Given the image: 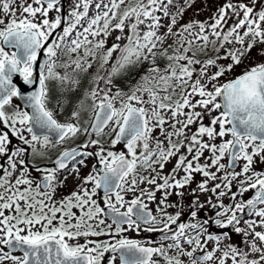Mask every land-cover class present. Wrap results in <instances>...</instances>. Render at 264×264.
<instances>
[{
  "label": "snow or ice",
  "instance_id": "snow-or-ice-1",
  "mask_svg": "<svg viewBox=\"0 0 264 264\" xmlns=\"http://www.w3.org/2000/svg\"><path fill=\"white\" fill-rule=\"evenodd\" d=\"M192 3L71 0L65 15L63 0H0V264H104L106 254L107 264H264V172L254 168L264 163V62L233 75L253 51L264 60V0H226L211 23L180 24ZM145 65L127 91L114 83ZM53 91H82L71 122L48 108ZM106 128L126 153L105 148ZM78 135L83 144L54 167L36 166ZM12 137L27 148H13ZM89 158L102 167L86 176L70 167ZM62 171L79 183L57 199ZM128 231L160 235L147 246L116 239Z\"/></svg>",
  "mask_w": 264,
  "mask_h": 264
},
{
  "label": "rangeland",
  "instance_id": "rangeland-1",
  "mask_svg": "<svg viewBox=\"0 0 264 264\" xmlns=\"http://www.w3.org/2000/svg\"><path fill=\"white\" fill-rule=\"evenodd\" d=\"M30 2V0H29ZM184 0H176V5L182 6L183 5ZM226 0H193V3L191 5V7L186 8V10L183 13L182 18H180V24H185L188 23L192 20H196V21H208L209 23H211V21L209 20V18L211 16L214 15V13L216 12L218 6L222 5L223 3H225ZM233 2H235V0H233ZM70 3L71 0H67V9L69 10L70 8ZM35 6V5H34ZM173 11H175V9H173ZM91 14V13H90ZM158 15H160V13H157ZM55 15L54 12L50 13L49 16L53 17ZM163 22L167 23V20L165 19ZM229 23H232V21H229ZM179 27V25L177 26ZM163 31V29L161 30ZM208 31L210 32L211 30L208 29ZM119 33H113V35L111 37L108 38V42H107V46H111V44L114 41L115 35H118ZM211 38V37H210ZM118 55V53H114L113 54V59L109 61V65H111L112 63L115 62V57ZM252 60H245L244 64L238 66L235 69V72L233 75H238L241 73V71L244 69V67L250 63H259V62H264V60H261L259 58L256 57V53L255 51H253L252 53ZM108 66H106L107 69ZM146 68V65L144 67H142L140 69L139 72L133 73V79L129 80L127 78L118 76L114 78V83L118 86L123 88L125 91L128 90V87L130 86L131 83H135V80L139 79V76L141 74H143L144 70ZM58 71H62L60 69H58ZM92 71V70H90ZM103 74V73H102ZM86 86V85H85ZM115 91V89H114ZM58 94L57 91H53L51 94V101H52V111H53V115L54 118L56 117V115L58 114L60 121H58L59 123H67V122H71L70 121V116H71V111L73 109V107L75 106V104L77 103L78 99L82 97V94H80V91H77L76 93H72V95L70 97H68V100L65 101L62 105H58L56 103V97L54 94ZM55 100H54V97ZM13 103L15 105H20L19 101L17 98H13ZM22 107V106H21ZM12 108L11 106H8V111H11ZM25 110V109H23ZM216 113H213V115H215ZM85 118H87V115L85 114ZM204 123H208L207 118L205 119ZM112 127H114V125H112ZM118 130V129H117ZM105 132H109V135H106L103 137V142H104V146L106 149L108 150H112V151H116V152H127V149L121 145L118 144L116 145L114 148H112L110 146V140L113 139L115 137V133L114 132H110V129H107ZM26 137L30 138V134L25 130L23 133ZM228 139H230L231 137H227ZM86 137L83 135H78L76 138H73L71 140H65L62 144H58L55 148H49L46 150V157L43 160H37L36 162V166L39 167H50L51 163L55 160V158H57L60 154V152L67 150L69 148H73L76 147L78 145L83 144V142L85 141ZM13 148L16 146H21V147H25L27 148L26 145H23L19 140H17L15 137H12V145ZM39 147V145H38ZM92 150V149H90ZM30 149H29V153H30ZM205 155H208V153H206ZM28 159H31L30 156L27 157ZM227 156L225 157V159L223 161H221L222 163L227 164ZM96 162L99 164L98 159L96 158H89L88 162H87V167H83L80 165H76L75 167H79L80 168V175L81 176H86L89 172L92 171V166L96 164ZM175 161L173 160L172 163H174ZM206 161L201 160V163H204ZM241 164L243 163V161L240 162ZM100 165V164H99ZM101 166V165H100ZM102 167V166H101ZM172 167V164H169L166 166L165 171H168L170 168ZM254 168L257 172H264V163H261L259 160H257L256 164L254 165ZM240 169L238 168L237 171H239ZM59 176V175H58ZM67 176L68 179L65 182V185L63 187H61L58 190V194H57V199H59L61 196H65L67 194H69L71 191L76 190L77 185H78V181L76 179L73 178L72 175H70L68 172L64 173L62 175H60V178H63ZM30 178L33 179L34 182H40V180L42 179V174L36 172L34 169L30 168ZM203 179V177L199 174L196 175V181L198 182L199 180ZM196 185L195 183H193L192 185H190V188H194ZM211 186V185H210ZM233 191H236L237 189L235 188V186L232 189ZM255 193V190H250L249 192L245 193L243 195V197L238 196L237 199L238 200H247L250 199L251 196ZM157 196H160V193H157ZM131 195L129 194L128 196H126V199H130ZM205 198L204 195H201V200L203 201V199ZM176 197H169L170 201H174L176 200ZM192 199L191 196H187L185 197V203L190 202V200ZM146 203H148L149 209L156 215V203L155 202H148L145 201ZM101 206L103 207V202L102 200L100 201ZM224 203L225 204H230L232 203L230 198H224ZM123 210V209H122ZM169 212H175L176 209L170 208L168 209ZM212 212L209 211V215H211ZM201 215H203V213H201ZM187 217V210H185V216L181 217V220H185ZM110 222V221H109ZM158 227H162V225H159ZM175 227V226H173ZM260 230V229H257ZM160 233H148V232H135V231H128L125 233L120 234V236H117L116 239H120V238H128V239H135V240H139L143 243H145L147 245V242L150 240H158ZM99 239L101 240H108L110 239L109 237H100ZM83 240H80V243H83ZM233 243H239V238L238 237H234L233 238ZM154 246V245H153ZM107 259H108V254L105 255V262L104 264H107ZM116 264H119V260L117 259Z\"/></svg>",
  "mask_w": 264,
  "mask_h": 264
},
{
  "label": "water",
  "instance_id": "water-1",
  "mask_svg": "<svg viewBox=\"0 0 264 264\" xmlns=\"http://www.w3.org/2000/svg\"><path fill=\"white\" fill-rule=\"evenodd\" d=\"M63 4H64V14L66 15V13H67V1H66V0H63ZM65 25H66V23H65ZM65 25H64V26H65ZM59 31H60V30L58 29L57 32H59ZM43 59H44L43 54H41V56L39 57L38 62H39V63H42V62H43ZM13 82L16 83L18 86H23L22 78L19 77V76H14V77H13ZM23 89H24L25 93H27V92H30V91L34 90V87H33V86H23ZM18 101H19L20 105L22 106V101H21L19 98H18ZM26 110H28L29 112L31 111V109H26ZM107 129H108V128H106L105 131H106ZM52 139L55 140V136H53ZM121 145H123V144H121ZM123 146H124V145H123ZM75 148H76V147H75ZM69 150H70V149H69ZM81 150H83V149H81ZM72 163H74V162H72V161L69 162L70 167H71ZM52 165H53V167H54V163H53ZM97 168H100V166H97ZM238 168H239V167H237V169H238ZM237 169H236V170H237ZM62 172H63V171H62ZM254 195H255V193H254ZM254 195H253V196H254ZM153 214H154V213H153ZM14 254H21V253L16 252V253H14Z\"/></svg>",
  "mask_w": 264,
  "mask_h": 264
},
{
  "label": "trees",
  "instance_id": "trees-1",
  "mask_svg": "<svg viewBox=\"0 0 264 264\" xmlns=\"http://www.w3.org/2000/svg\"><path fill=\"white\" fill-rule=\"evenodd\" d=\"M80 94H82V91H80ZM54 95H55V97H56V103H57L58 105H62L65 101L68 100V97H70L72 94H68V95H66V96H61L59 93H58V94L55 93ZM51 96H52V94L50 93V100H49V103H48V108H49L50 110H52ZM53 97H54V96H53ZM55 97H54V100H55ZM58 101H59V103H58ZM55 118H56L58 121H60V118H59L58 114L56 115Z\"/></svg>",
  "mask_w": 264,
  "mask_h": 264
},
{
  "label": "flooded vegetation",
  "instance_id": "flooded-vegetation-1",
  "mask_svg": "<svg viewBox=\"0 0 264 264\" xmlns=\"http://www.w3.org/2000/svg\"><path fill=\"white\" fill-rule=\"evenodd\" d=\"M69 149H72V148H69ZM69 149H67V150H69ZM56 159H57V158H55V160H56ZM55 160H54V161H55ZM54 161H53V162H54ZM53 162L51 163L50 167H53V165H52ZM95 165H96V167H97V166H100L97 162H96ZM72 166H76V165H75L74 163H72L71 167H72ZM62 174H64V172H60V173H58L57 175L60 176V175H62ZM154 215H155V214H154ZM159 235H160V234H159ZM159 235H158V236H159ZM146 246H147V245H146ZM15 255H20V254H15Z\"/></svg>",
  "mask_w": 264,
  "mask_h": 264
}]
</instances>
